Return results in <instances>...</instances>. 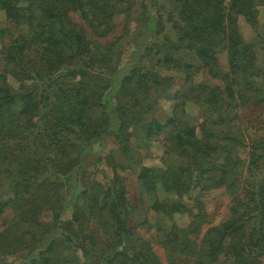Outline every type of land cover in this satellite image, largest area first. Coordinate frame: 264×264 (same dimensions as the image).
<instances>
[{
  "label": "trees",
  "instance_id": "1",
  "mask_svg": "<svg viewBox=\"0 0 264 264\" xmlns=\"http://www.w3.org/2000/svg\"><path fill=\"white\" fill-rule=\"evenodd\" d=\"M135 5L138 48L120 74L97 39L113 32L116 14ZM261 5L264 0H171L163 12L159 0H0L11 22L0 25V215L11 214L0 228V264H13L6 259L18 254L19 264H163L129 223L120 173L127 166L108 152L111 175L103 184L95 177L99 158H90L103 136L128 157L136 134L141 142H160L161 164L138 166L136 180L157 216L168 260L264 264V140L244 142L224 130L240 105L264 102ZM238 16L261 27L259 42L243 40ZM12 27L18 34L4 42ZM179 54L192 62L175 59ZM160 69L179 73L181 87ZM198 69L222 86L195 82ZM150 93L174 101L171 110L145 118L155 104ZM187 104L204 114L200 132ZM219 142L244 148L248 159L218 160ZM219 188L229 195V215L208 227L199 244L203 195ZM175 214L190 221L176 225Z\"/></svg>",
  "mask_w": 264,
  "mask_h": 264
},
{
  "label": "rangeland",
  "instance_id": "2",
  "mask_svg": "<svg viewBox=\"0 0 264 264\" xmlns=\"http://www.w3.org/2000/svg\"><path fill=\"white\" fill-rule=\"evenodd\" d=\"M135 2L139 0H133ZM162 11L167 12L171 7V0H159ZM140 8L135 5L129 13L121 12L115 15L114 18V29L113 32L103 38L97 39V44L99 47H104L101 49H106L104 53L106 57L112 60L116 65L117 71L122 74L124 70L128 67V62L132 55V52L138 48L137 42V32L140 27ZM74 19L77 17L74 15ZM257 19L260 24L264 21V5L257 8ZM238 27L241 33V37L245 42L254 43L259 42V31L254 30L249 26V24L244 20L242 16L237 18ZM0 25L4 27H10L11 22L7 20L3 14L0 12ZM11 33L6 36L4 42H7L11 36H16L19 32L18 29L12 27ZM8 38V39H7ZM175 59H181L184 61H191L190 57H182L180 54L175 55ZM219 62L224 67L226 66V57L224 54L219 55ZM164 74L172 75L173 87L180 88L182 85V79L180 74L175 71H166L160 69ZM193 79L195 82H206L210 85L222 86L221 82L217 79L210 78L204 71V69H198L194 74ZM116 89L110 91L113 95ZM110 92H107V99L114 103V98L110 99ZM155 99V104L151 103L152 110H149L145 114V118L150 115L162 116L169 112L174 104V101L167 99L162 96L161 93H150V100ZM186 112L191 117L192 123L196 126L198 132H200V123L203 120V113L199 107L195 104H187ZM235 116L232 119V123L228 128H224L225 131L229 132L231 135L237 136L243 139L244 142H250L254 139L264 140V102L256 103L254 99H249L244 104L238 107L237 112L234 113ZM233 114V115H234ZM224 126L215 127L222 131ZM136 137L140 139L139 136ZM134 139V141H133ZM132 148L130 150V155L125 156L118 149V145L113 141L110 136H103L98 140L97 143L91 149L90 158L93 160V156H97V170L96 179L101 181L103 184L106 183L107 177L111 175L109 167L106 166L104 162V157L108 152H112L115 161L118 164L126 165L127 168L120 170V173L125 178V186L128 196V206H129V223L136 228V231L141 234L143 238L151 242L152 250L157 255V257L163 262V264H191L192 259L189 256H177L174 257L173 262L168 260L166 252L161 245L159 235L156 231L157 216L154 212L148 208L146 201L141 198V191L136 180V170L140 165L156 166L160 165V155L161 146L159 141H151L148 143L141 142V140L133 138ZM219 142L218 150V160H222L223 157L229 155L230 157H239L241 160H247L248 156L244 148H237L231 144H223ZM204 202V213L205 220L199 226V233L196 234L197 242L202 243V238L204 236L205 230L212 226L221 223L229 215V205L230 198L229 195L224 192L223 188L214 189L203 195ZM10 212H5L0 215V228L4 224L6 217H10ZM48 213L42 215L43 220H47ZM70 216V210H67L62 216L66 219ZM173 221L176 225L181 227L186 226L190 221V217L186 214H175L173 216ZM92 229L95 234L99 237L101 236V231L95 228L92 223ZM21 254L17 256H12L7 258L8 262L13 264H19L21 261ZM82 259V257H81Z\"/></svg>",
  "mask_w": 264,
  "mask_h": 264
}]
</instances>
